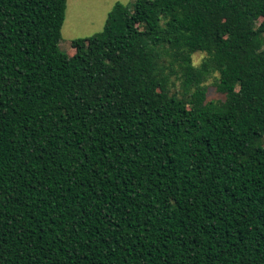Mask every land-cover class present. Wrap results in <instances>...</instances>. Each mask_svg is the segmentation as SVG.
<instances>
[{"label":"trees","instance_id":"obj_1","mask_svg":"<svg viewBox=\"0 0 264 264\" xmlns=\"http://www.w3.org/2000/svg\"><path fill=\"white\" fill-rule=\"evenodd\" d=\"M66 10L0 0V264H264V0Z\"/></svg>","mask_w":264,"mask_h":264},{"label":"rangeland","instance_id":"obj_2","mask_svg":"<svg viewBox=\"0 0 264 264\" xmlns=\"http://www.w3.org/2000/svg\"><path fill=\"white\" fill-rule=\"evenodd\" d=\"M130 3L132 0H67L65 22L62 28V38L59 48L63 52L72 54V40L88 37L103 29L108 12L116 2ZM205 57L204 52H196L193 55V63L199 65ZM218 73H213L204 84L207 87V99H224L225 94L217 90L216 81ZM181 98L180 81H176L175 88ZM184 105H186L184 103Z\"/></svg>","mask_w":264,"mask_h":264}]
</instances>
